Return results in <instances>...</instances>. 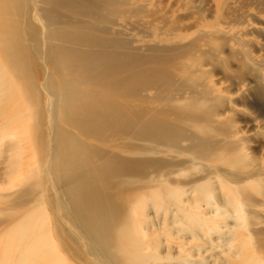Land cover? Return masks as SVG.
<instances>
[{
    "label": "bare ground",
    "instance_id": "obj_1",
    "mask_svg": "<svg viewBox=\"0 0 264 264\" xmlns=\"http://www.w3.org/2000/svg\"><path fill=\"white\" fill-rule=\"evenodd\" d=\"M119 4L0 0V181L9 186L0 188V219L13 217L38 192L32 198L38 214L11 227L0 264H68L60 246L75 249L87 264H264V217L252 197H264L258 178L239 184L231 172L218 175L217 183L202 180L189 201L180 187L163 183L130 201L139 182L131 176L162 164L110 150L123 135L147 138L148 152L187 140L192 152L185 156L195 161L189 169L200 173L198 160L216 155L239 170L247 154L214 152L184 130L207 107L184 104L170 121L162 112H134L118 99L171 88L178 50H120L96 34V25L59 9L80 7L97 17L112 15ZM129 145L120 147L143 149ZM21 185L27 186L4 197V190Z\"/></svg>",
    "mask_w": 264,
    "mask_h": 264
},
{
    "label": "rangeland",
    "instance_id": "obj_2",
    "mask_svg": "<svg viewBox=\"0 0 264 264\" xmlns=\"http://www.w3.org/2000/svg\"><path fill=\"white\" fill-rule=\"evenodd\" d=\"M119 1V10L112 15L103 11L104 16L100 13L95 17L81 13L80 7L59 9L75 19L87 21L86 25L88 22L90 26L96 25V34L120 50L130 49L140 55L151 50H178L170 70L171 88H148L137 96L118 99L134 112H162L158 116L170 121L174 119L173 110L184 104L190 103V109L207 107L206 114L195 115L191 124L184 125V130L211 144L209 148L214 152L226 149L230 153L247 154L245 164L239 170L213 155L211 160H198L204 167L201 173H197L189 169L195 161L185 156L186 151L192 152L187 140L181 139L169 147L156 145L155 152H148L145 144H152L147 138L132 133L123 135L115 142L112 140L110 150L128 157H156L162 164L140 176H131L139 182L133 186L130 201L163 183L180 187L185 200L189 201L193 198L195 183L206 179L212 184L217 183L219 176L229 177L231 172L238 174L239 184L258 178L264 185V0ZM180 123L183 125L182 120ZM200 126L208 132L199 131ZM122 143L143 149L124 151L120 147ZM167 150L179 152L175 154ZM1 186L9 187L3 180ZM26 186L11 187L2 193L7 197ZM37 195L38 192H34L29 196L13 217L6 213L2 216L0 247L15 223L28 215L38 214L37 200L32 199ZM252 197L258 204L252 208L256 209L258 216L262 214L264 217V197L256 193ZM6 202L4 199L2 203ZM9 202L13 204V200ZM51 236L59 241L55 235ZM261 238L264 239V234ZM57 248L68 264H87L79 259L80 254L75 249Z\"/></svg>",
    "mask_w": 264,
    "mask_h": 264
}]
</instances>
